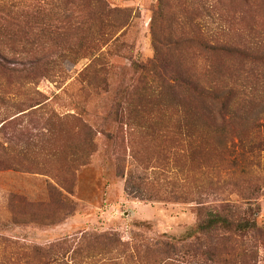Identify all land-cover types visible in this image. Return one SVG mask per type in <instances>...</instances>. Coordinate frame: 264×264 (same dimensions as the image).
I'll return each mask as SVG.
<instances>
[{
  "label": "trees",
  "instance_id": "1",
  "mask_svg": "<svg viewBox=\"0 0 264 264\" xmlns=\"http://www.w3.org/2000/svg\"><path fill=\"white\" fill-rule=\"evenodd\" d=\"M189 3L202 19L213 18L209 0ZM190 10L181 11L178 23L168 13L171 32L154 34L152 57L132 62L138 76L116 113L117 131L122 140L130 134V149H123L115 171L127 195L191 204L197 218L178 238L125 242L116 233L102 234L111 264H259L264 223L252 205L261 179L253 159L264 151V26L227 37L220 26L204 31ZM126 12L107 0H0V171L19 170L28 155L49 144L51 134L42 143V134L16 125L24 111L47 100L37 89L42 79L62 85L69 78L66 64L87 59L76 75L80 90L108 89L116 69L109 58L125 45ZM76 119L70 138L51 142V156L67 150L70 175L96 147L97 131ZM54 174L47 192L65 202L71 189ZM235 180L253 183L241 192L250 211L231 200H208ZM9 196L10 204L24 200ZM23 257L32 264L29 254Z\"/></svg>",
  "mask_w": 264,
  "mask_h": 264
},
{
  "label": "rangeland",
  "instance_id": "2",
  "mask_svg": "<svg viewBox=\"0 0 264 264\" xmlns=\"http://www.w3.org/2000/svg\"><path fill=\"white\" fill-rule=\"evenodd\" d=\"M189 1L107 0L110 5L126 10L130 16L121 38L125 45L119 49L118 55L109 58L116 69L111 72L106 91L80 90L76 75L88 63L87 59L76 65L66 64L69 78L62 85L45 78L40 81L37 89L47 100L33 110L24 111L28 113L19 116L16 125L26 134H42V143L49 134L51 137L49 144L47 142L39 148L37 155H28L24 159L25 163L19 170L0 171L2 262L24 264V257H20L27 253L32 264H111L110 256L104 253L102 234L116 233L125 242H132L134 236L138 240L178 238L195 223L197 217L191 204L153 202L127 195L123 190L124 179L115 171L123 149H130L126 142L130 134L125 133L126 140H122L124 134L117 131L116 113L138 76L132 62L152 57L154 34L171 32L168 13L178 23L181 11L197 10ZM209 1L214 14L212 19L204 20L200 14L189 11L196 13L198 23L203 20L204 31L220 26L226 29L227 37H232L237 31L246 35L251 25L261 23L264 26V0ZM256 20L258 23L255 24ZM181 22L186 29L184 20ZM76 118L88 122L97 131L94 136L96 147L88 156L84 152L87 163L70 175L68 172L74 164L70 165L64 158L63 154L68 155L67 150L56 149L58 155L51 156V142L70 138L68 131L76 125ZM129 149L126 154H129ZM253 163L261 179L257 182L259 191L252 210L258 206L257 218L264 223V151L253 159ZM54 173H58L64 185L71 189L65 202L57 200L56 194L49 196L47 192V186L53 183ZM231 173L230 179H233ZM236 173L239 175L238 171ZM235 183L238 182L235 180ZM235 183L230 181L229 187L210 194L208 200H231L249 210L243 203L241 192H246L245 189L253 183L245 185L243 180H239L238 185ZM12 193L22 196L23 202L12 198L14 200L10 204L9 194ZM33 247L38 248L37 254L32 251ZM257 259L259 264H264V243ZM125 264H135V261Z\"/></svg>",
  "mask_w": 264,
  "mask_h": 264
}]
</instances>
